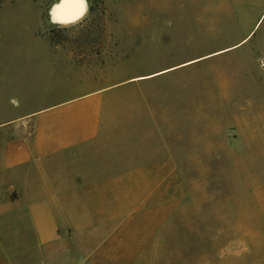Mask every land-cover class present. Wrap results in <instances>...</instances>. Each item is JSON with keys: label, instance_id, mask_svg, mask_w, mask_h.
Wrapping results in <instances>:
<instances>
[{"label": "rangeland", "instance_id": "1", "mask_svg": "<svg viewBox=\"0 0 264 264\" xmlns=\"http://www.w3.org/2000/svg\"><path fill=\"white\" fill-rule=\"evenodd\" d=\"M87 1L69 24L54 0L0 1L6 92L28 110L100 86L102 169L175 167L156 264H264V16L232 47L264 0Z\"/></svg>", "mask_w": 264, "mask_h": 264}, {"label": "crops", "instance_id": "2", "mask_svg": "<svg viewBox=\"0 0 264 264\" xmlns=\"http://www.w3.org/2000/svg\"><path fill=\"white\" fill-rule=\"evenodd\" d=\"M54 2L52 22L64 0ZM254 49L264 52V34ZM5 85L0 78V264H156L163 180L178 177L175 167L102 169L100 86L27 110L29 96Z\"/></svg>", "mask_w": 264, "mask_h": 264}, {"label": "bare ground", "instance_id": "3", "mask_svg": "<svg viewBox=\"0 0 264 264\" xmlns=\"http://www.w3.org/2000/svg\"><path fill=\"white\" fill-rule=\"evenodd\" d=\"M84 10V0H64L62 5L55 7L53 17L54 20L60 24H69L79 20L78 18L82 15ZM140 78L144 79L146 77Z\"/></svg>", "mask_w": 264, "mask_h": 264}, {"label": "clouds", "instance_id": "4", "mask_svg": "<svg viewBox=\"0 0 264 264\" xmlns=\"http://www.w3.org/2000/svg\"><path fill=\"white\" fill-rule=\"evenodd\" d=\"M262 67H264V62H262Z\"/></svg>", "mask_w": 264, "mask_h": 264}, {"label": "trees", "instance_id": "5", "mask_svg": "<svg viewBox=\"0 0 264 264\" xmlns=\"http://www.w3.org/2000/svg\"><path fill=\"white\" fill-rule=\"evenodd\" d=\"M1 1V0H0ZM91 9V8H90Z\"/></svg>", "mask_w": 264, "mask_h": 264}]
</instances>
